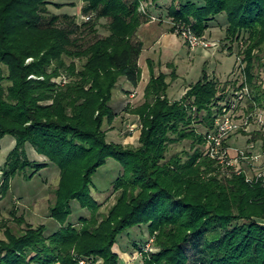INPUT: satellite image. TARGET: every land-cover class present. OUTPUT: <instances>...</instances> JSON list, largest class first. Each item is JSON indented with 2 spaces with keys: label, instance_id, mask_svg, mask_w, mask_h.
Returning <instances> with one entry per match:
<instances>
[{
  "label": "trees",
  "instance_id": "obj_1",
  "mask_svg": "<svg viewBox=\"0 0 264 264\" xmlns=\"http://www.w3.org/2000/svg\"><path fill=\"white\" fill-rule=\"evenodd\" d=\"M84 2L82 13L91 19L80 24L75 16L51 13L52 0H0V64L8 71H0V140H16L1 168L2 198L16 175L31 169V180L55 165L60 184L50 216L62 225L52 235L45 225L18 231L0 226V264H78V257L91 255L121 264L119 238L140 227L153 238L151 250L141 252L143 264H264V187L226 173L207 156L205 139L235 91L247 86L255 105L264 108V82L258 85L264 0H174L166 8L165 0ZM150 8L164 11L163 19L173 22L168 31L178 35L190 29L205 37L225 17L226 39L246 46V64H239L244 78L238 88H221L204 76L177 101L168 97L169 76L152 74L144 103L132 110L142 122L140 146L133 148L108 142L104 125L118 117L112 101L121 80L140 85L144 44L137 33L158 17ZM93 17L110 19L111 33L86 44L84 35L97 33ZM77 60L85 63L78 67ZM62 75L70 81L56 82ZM259 136L264 150V134ZM184 141L192 152L167 158L169 146ZM27 145L48 162L32 161ZM109 159L123 173L114 184L116 204L100 221L91 187ZM75 201L92 215L79 227L66 226ZM190 243L197 248L193 261L185 251Z\"/></svg>",
  "mask_w": 264,
  "mask_h": 264
},
{
  "label": "rangeland",
  "instance_id": "obj_2",
  "mask_svg": "<svg viewBox=\"0 0 264 264\" xmlns=\"http://www.w3.org/2000/svg\"><path fill=\"white\" fill-rule=\"evenodd\" d=\"M162 6L163 8L168 7L174 0H165ZM56 4H61L62 7H56ZM85 7L84 0H52V4L50 5V12L61 15V14H69L75 16L77 21L80 24H84L89 22L86 20V17L82 11ZM146 7V6H145ZM142 8H144L142 6ZM148 10V9H147ZM156 8H150V11L154 13ZM156 14L158 17L156 20H152L151 23L159 24L167 27L166 29H170L173 26V22L167 18L163 19L164 11H157ZM92 21L96 24L97 33L94 35L89 31L84 35V39L86 44H90L95 41L97 38L109 36L111 33V25L110 19L101 18L99 21ZM220 26L216 25L206 32V39L211 43H218L219 48H213L211 50H207L210 56L204 58H197L194 68L190 71L189 74L182 73L179 79L175 82V78L172 79V76H169L168 82L170 83L169 94L172 96L171 100H178L187 86H190L194 83H197L204 77V71L208 72L210 75L217 76L222 80H226L228 77H231L233 71L238 68L239 64H246L243 62L244 60V51L246 50V46L242 42H238L233 44L229 40L226 39V19L225 17L220 18ZM152 28V27H150ZM145 29H143L144 31ZM179 34V33H175ZM183 40V39H182ZM145 45L147 46L148 42L145 40ZM165 50V49H164ZM159 51H161L159 49ZM201 51V50H199ZM255 51L254 53H257ZM204 53V52H203ZM186 54H189L188 49L185 50L179 55L176 52H170L167 56H163V62H173L174 64H186L180 61V57L186 59ZM151 54H149L150 56ZM148 57L147 50L142 53V64L146 63V58ZM260 58L262 61L258 62V64H264V51L260 53ZM32 59H29L28 62H31ZM78 67H81L82 64L85 63V60H77ZM148 63V62H147ZM142 66V65H141ZM143 70L145 66H142ZM241 67L238 69L237 73L241 78H244V72ZM0 71H2L3 75L7 76L8 71L7 68L0 64ZM145 72V71H144ZM180 73V74H181ZM237 74L234 76L236 77ZM260 81H258V85L264 82V68L260 70L259 73ZM70 81L68 76L62 75L56 79V82L59 84L67 83ZM145 77L142 72V79L140 82V89L133 90L132 85L128 87V90H133L132 92H123L121 91L122 85L127 83L124 79L121 80L119 89L114 92V97L112 101L113 107L119 111L117 119L111 125H104V130L107 132V140L108 142H112L115 144H123L128 147H138L140 146V134L142 130V122L139 115L135 114L132 110L136 109V107L141 106L144 103V84L146 83ZM235 81V78L234 80ZM233 81L229 83L224 82L220 83L221 88H238L241 83L234 85ZM175 82V83H174ZM240 82H243L241 79ZM174 83V84H173ZM147 84V83H146ZM227 84L229 86H227ZM4 85L7 86L8 83L4 82ZM250 90V88H249ZM141 91V92H140ZM233 91V90H232ZM248 96L242 103L237 105L235 109L236 116L240 119L251 116V129L249 132L245 134V132H238L236 135L232 136L230 139V144L234 148H243L248 146L250 143L254 141L257 149L262 147L263 141L260 138V132L264 134L263 127L259 125L258 120H262L264 122V108L255 105L253 98ZM140 93V94H139ZM231 94V93H229ZM127 100H131L132 103L127 104L125 112H120L121 107L117 105L118 99L120 97L126 98ZM231 100H233V94L224 107L225 110L230 109ZM230 101V102H229ZM252 103V105H251ZM254 103V105H253ZM253 106V107H252ZM254 110V111H252ZM222 115V114H221ZM220 116V115H219ZM199 132L204 133L206 130L201 124L196 125ZM12 136H6L0 140V163L4 161V155H8L13 149L14 146L11 147ZM234 139V142L232 141ZM241 142V144H240ZM30 146V145H27ZM28 150V149H27ZM31 149L29 148V151ZM4 151V152H2ZM191 153V142L184 141L182 143H178L175 145H170L167 153V158H171L175 154H181L182 152ZM261 151V150H260ZM2 169L0 168V226L4 228L8 226L16 231L23 230L26 228V224H31L34 227H38L41 225H45L47 227L46 235H52L59 231L62 225L53 219L50 216V208L56 202V191L60 184V170L57 166L51 165L48 169L42 170L38 173L33 179H28V176L32 173L31 169H28L26 173L16 175L11 182V189L6 197L2 198L1 187L4 180ZM122 166L115 159H109L106 165L102 166L93 178L92 185V195L93 197L100 203L101 208L99 209V219L102 221V217L108 214V211L111 207L116 204L117 195L119 192L114 190V184L116 180L122 175ZM72 206V215L69 217L66 226L72 225L75 227H79L81 218H90L91 212L87 209H82L80 204L75 201L71 203ZM15 212L17 214V219L14 218L12 214ZM18 218H23L24 224L19 223ZM0 239H5V235L3 229H0ZM153 238L149 233L148 227H140L134 228L126 231L121 235L118 241V245L115 248V251L120 254L122 259L121 264H143V256L142 251L146 250L150 251L152 248ZM185 251L188 256L192 259L197 254V248L193 243H190L185 246ZM78 264H105V261L100 256L91 255L86 256L85 258H77ZM82 261V262H81Z\"/></svg>",
  "mask_w": 264,
  "mask_h": 264
},
{
  "label": "built area",
  "instance_id": "obj_3",
  "mask_svg": "<svg viewBox=\"0 0 264 264\" xmlns=\"http://www.w3.org/2000/svg\"><path fill=\"white\" fill-rule=\"evenodd\" d=\"M90 19V16L86 17L87 21ZM180 33L192 50H211L220 47L217 42L211 43L205 37L197 36L190 29H182ZM248 96H250V90L247 86L234 92L230 109L217 117L214 129L205 135L207 156L221 166L226 173L243 175L247 183L264 187V150L262 147L257 149L256 144L251 143L237 149L229 142L238 132L247 133L251 129V116L240 119L235 113L237 105ZM258 123L264 131V122L259 119Z\"/></svg>",
  "mask_w": 264,
  "mask_h": 264
},
{
  "label": "crops",
  "instance_id": "obj_4",
  "mask_svg": "<svg viewBox=\"0 0 264 264\" xmlns=\"http://www.w3.org/2000/svg\"><path fill=\"white\" fill-rule=\"evenodd\" d=\"M150 27H152V28H150ZM166 28L167 27H165L164 24L159 25V24H154V23L149 22L147 24L142 25L140 27L138 33H137L138 39L140 41H142V43L144 44L143 52L146 50L148 52V57L146 58V63L142 64V58H140V62H139L140 67H141L142 72H143V76L145 77V81L147 84H148L149 80L151 79L152 74H154L155 76H159L161 73L168 75V76H171L173 73H175L177 76L176 80H175V82H176L179 79L180 75H182V73H184V74L190 73V71L195 66L197 58H200V57L202 58V55H204V58L211 55V54H209V52L207 50H204V49L192 50L190 48V46L186 43V41L180 35L170 33L168 31V29H166ZM143 29H145V30L143 31ZM209 30H211V29H209ZM205 37H206V35H205ZM145 40L148 42L147 46L145 45L146 44ZM185 48L188 49L189 54H186V59L185 58L183 59L182 57H180L181 58L180 61L182 63V60H183V63H186V64H174L172 61L167 62V63L163 62V60H162L163 56H167L170 52L171 53L176 52L180 55L185 50ZM159 49L161 51H159ZM199 50H201V51H199ZM149 54H151V55L149 56ZM141 57H142V55H141ZM148 61H151L153 63L152 68H150L149 64L147 63ZM141 65L145 66L144 70H143ZM239 68H240L239 66H238V68L236 67V69L233 71L232 76L228 77L226 80H222V79L218 78L217 76H214L215 74L209 75L208 72H205V71H204V76H207L209 79H213V80L217 81L218 83H224V82L229 83L230 81H233L235 78V81H233V84L236 81H237V84H239V83H241L240 82L241 77L237 73ZM181 71H182V73H181ZM236 74H237V76L234 77ZM146 83L144 84L145 86L143 88V92H144L145 87L147 85ZM127 85H130V84L125 83L124 85H122V89H121L122 93L123 92H129V91L132 92L133 90H136V89L139 90L141 84L137 88H133V90H131V89L128 90V87H131V86H127ZM190 86H187L184 89L182 96L187 92V90L189 89ZM125 96H126V98L120 97L118 99V102H117V105H119V107L122 106L121 110H120V112H122V113L125 112L127 104L132 103L131 100H127L128 95H125ZM182 96L178 100H180L182 98ZM168 97L171 100L172 96L169 94V92H168ZM172 101H177V100L173 99ZM117 111H119V110H117ZM232 141L234 142V139H232ZM252 143H254V141ZM240 144H241V142H240ZM15 145H16V140L13 138L11 140V147L12 146L15 147ZM29 148L31 149L30 151H29ZM0 149H2V148H0ZM12 150L13 149H11V151ZM26 151H27L28 157L32 161H36L39 163H47L48 162V159L44 156L39 155L32 146H27ZM2 152H4V151H2ZM8 155L7 156L4 155L5 159H4V161H2L0 163V168H2V166L6 162ZM49 167H47L46 169H48ZM2 174H3V172H2Z\"/></svg>",
  "mask_w": 264,
  "mask_h": 264
}]
</instances>
